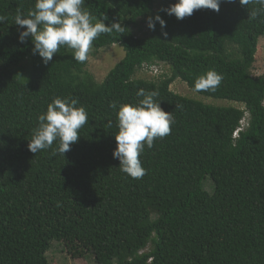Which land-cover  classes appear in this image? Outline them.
<instances>
[{
  "label": "trees",
  "instance_id": "1",
  "mask_svg": "<svg viewBox=\"0 0 264 264\" xmlns=\"http://www.w3.org/2000/svg\"><path fill=\"white\" fill-rule=\"evenodd\" d=\"M35 2L0 0V264H51L46 252L53 241L75 256L91 252L96 264H264V76L251 73L264 14L249 19L254 6L239 0L184 19L163 11L175 0H85L93 17L122 26L93 41L96 49L125 51L97 82L88 59L76 62L71 48L62 46L45 65L30 38L19 41L14 17L26 16ZM156 14L167 37L158 22L138 36L140 24ZM154 61L166 63L170 74L134 77ZM208 70L223 76L221 85L197 93L242 108L170 89L180 80L193 90ZM141 88L159 93L154 99L175 123L168 136L145 146L147 174L133 179L112 156L113 134L119 105L137 104ZM57 97L77 98L88 123L64 156L54 154L58 140L34 154L27 144L37 117Z\"/></svg>",
  "mask_w": 264,
  "mask_h": 264
},
{
  "label": "clouds",
  "instance_id": "2",
  "mask_svg": "<svg viewBox=\"0 0 264 264\" xmlns=\"http://www.w3.org/2000/svg\"><path fill=\"white\" fill-rule=\"evenodd\" d=\"M220 3L221 0H175L163 11L184 19L199 9L218 12ZM84 4L85 0H36L34 10L30 9L26 16L18 13L14 17L15 24L22 29L19 41L24 43L26 38H30L33 54H38L45 65L53 60L62 46L73 50L76 62H85L94 40L103 33L121 32L122 26L115 21L105 24L103 20H107V16L102 19L93 17L83 7ZM239 4L246 8L254 6L248 13L251 20L264 14V0H239ZM94 19L97 22L93 23ZM4 21L5 17L0 15V23ZM156 22L161 27V35L167 37V32L163 31L166 22L159 14L147 19V27L154 30ZM222 80L220 73L208 70L194 80L193 90L215 91ZM158 94L155 90L146 92L138 89L136 95L142 99L137 104H120L116 112L118 132L113 134L116 147L112 156L119 160L120 170L133 179H142L147 174L140 160L145 146L151 149L155 139L168 136L172 131L171 125L175 123L172 113L164 111L154 99ZM78 103L77 98H53L46 111L37 117L38 127L27 144L28 150L36 154L51 148L58 140L54 154L64 156L70 151L71 145L79 139V130L88 123V114L83 106L77 107ZM110 107L115 109L117 105L111 103ZM108 127H112L111 122Z\"/></svg>",
  "mask_w": 264,
  "mask_h": 264
},
{
  "label": "rangeland",
  "instance_id": "3",
  "mask_svg": "<svg viewBox=\"0 0 264 264\" xmlns=\"http://www.w3.org/2000/svg\"><path fill=\"white\" fill-rule=\"evenodd\" d=\"M147 22L140 24L137 29L138 36H144L147 33ZM94 48V47H91ZM88 54V63L86 70L94 76L97 82H102L107 73L113 68L125 55V51L119 45L102 47L99 49H91ZM152 66V69L150 68ZM23 69L29 67L28 62L21 64ZM253 76H264V35L258 38L257 50L255 53L254 63L251 67ZM170 74L169 66L164 62L154 61L153 64H148L139 69L134 75L135 78L146 80H156L159 77L168 76ZM170 89L175 93L183 95L187 98L201 101L213 106H235L242 108L243 105L226 99L207 97L191 90L188 85L180 80L174 81L170 85ZM248 113L244 114L241 121V126H246ZM206 189L211 192V181L205 182ZM150 248V246H148ZM80 250L85 251L84 246H79ZM147 251V248L144 250ZM48 261L51 264H96L94 255L91 252H84L83 255L75 256L66 251V247L62 242L53 241L50 249L46 252Z\"/></svg>",
  "mask_w": 264,
  "mask_h": 264
},
{
  "label": "built area",
  "instance_id": "4",
  "mask_svg": "<svg viewBox=\"0 0 264 264\" xmlns=\"http://www.w3.org/2000/svg\"><path fill=\"white\" fill-rule=\"evenodd\" d=\"M150 68L152 69V66H150Z\"/></svg>",
  "mask_w": 264,
  "mask_h": 264
}]
</instances>
